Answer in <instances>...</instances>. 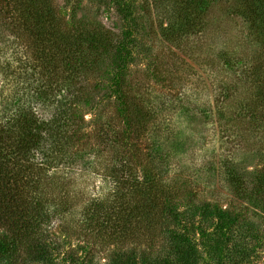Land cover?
Segmentation results:
<instances>
[{
	"label": "rangeland",
	"instance_id": "374dc122",
	"mask_svg": "<svg viewBox=\"0 0 264 264\" xmlns=\"http://www.w3.org/2000/svg\"><path fill=\"white\" fill-rule=\"evenodd\" d=\"M29 1L37 10L26 21L30 26L43 20L49 42L34 40L25 29L22 7L30 8ZM182 5L181 0H0V114L19 102L44 120L69 114V143L81 152L60 159L49 181L74 228L117 198V178L125 170L139 184L154 180L185 191L188 204L206 200L233 208L244 201L232 196L229 172L244 175L247 189L264 172V20L248 15L254 10L264 18V0H213L200 27L191 28ZM126 7L131 17L124 16ZM62 53L87 63L73 74L77 92L61 93L66 104L47 103L35 94L41 84L36 71L27 77L18 58L30 71L38 63L43 79L63 80L70 67ZM122 54L127 64L118 97L113 70ZM128 116L135 122L129 126ZM125 128L131 133L127 140L121 136ZM248 207L228 236L213 230L215 220L190 226L202 255L199 264H264V214ZM145 238L135 231L129 243L117 246L143 247ZM101 239L84 244L79 235L71 236L73 255L84 261L63 258L58 264H112L113 249ZM160 239L154 245L163 256Z\"/></svg>",
	"mask_w": 264,
	"mask_h": 264
},
{
	"label": "trees",
	"instance_id": "16d2710c",
	"mask_svg": "<svg viewBox=\"0 0 264 264\" xmlns=\"http://www.w3.org/2000/svg\"><path fill=\"white\" fill-rule=\"evenodd\" d=\"M211 1L213 0H181L183 4L181 8L184 10L183 15L189 28L203 23ZM179 4L181 5L180 2ZM26 6H30L22 7V14L26 16L23 18L26 22V31L32 33L36 41L45 43L48 39L49 42L52 38L42 26L43 20L39 23L33 20L34 23L30 26L26 21L33 15L31 13L37 10L35 2L29 1ZM124 6L125 4L122 7ZM123 10L124 16L133 15L130 7ZM253 11H249L248 15H258L264 20ZM261 22L264 32V21ZM117 52L121 53V48ZM62 54L65 67H70L63 80L52 76L43 79L46 73H40L38 63L33 71H30L32 68H22V59L18 58L20 62L18 69H23L27 77L32 78L36 71L38 77L35 79L41 84L35 88L37 90L35 94L49 99L46 100L47 103L49 101L55 103L62 99L65 105L69 99L61 93L65 90L77 92L78 87L71 81L73 74L75 75L77 66L80 73L79 66L87 63L86 61L79 63L77 55L69 57L68 53ZM125 57V54L120 56V62L113 70L114 93L118 97L120 96L118 80L124 76L126 70ZM71 103L72 100L65 108L67 112L70 111ZM60 116L49 120L38 118L24 102L13 106L9 113L0 114V264H58L63 258L81 263L84 259L76 258L70 248L71 236L76 234L85 239L84 244H90L89 240L94 242L96 238H105L101 239V243L112 247L109 255L112 264H199L202 255L195 246L190 226L196 224L199 227L201 221L209 223L215 220L218 226L213 230L228 236V231L232 227L240 225L244 214L249 211L248 205L264 214V172L255 177L256 180L250 189L244 186V183L249 184L244 175L234 170L229 172L227 179L236 193L232 196L237 201H244L242 205L233 208L222 207L218 202L206 200L188 204L187 200L184 202L185 194H181L186 193L185 191L172 189L160 183L155 185L154 180L139 184L138 180L130 175V170H125L124 175L120 174L117 178L116 191L113 193L117 198L105 204L107 205L105 209H98L97 213L91 214L90 222L85 223L83 227L74 228L66 218L67 212L62 202L56 203L52 197L49 181L50 175H56L60 159L81 152L80 149L73 151L69 143L70 136L67 132L73 122L69 114ZM124 118L128 126L134 122L129 116ZM126 128L121 136L127 140L131 133ZM119 188L123 189V193L118 191ZM102 207L100 205L98 208ZM196 216L199 217L196 218L198 221L195 220ZM135 231L145 235L143 247L136 246L126 250L118 248L117 245L129 243ZM200 233L203 236L205 231L200 230ZM156 238H161L160 247L166 248L163 256L156 255L154 245ZM210 247L216 249L215 245ZM87 251L89 253L88 249Z\"/></svg>",
	"mask_w": 264,
	"mask_h": 264
}]
</instances>
